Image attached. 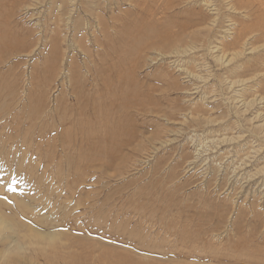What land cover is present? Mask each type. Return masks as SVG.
<instances>
[{"label": "rangeland", "instance_id": "rangeland-1", "mask_svg": "<svg viewBox=\"0 0 264 264\" xmlns=\"http://www.w3.org/2000/svg\"><path fill=\"white\" fill-rule=\"evenodd\" d=\"M72 1L0 0V216L77 236L75 264H264V32L232 48L200 0Z\"/></svg>", "mask_w": 264, "mask_h": 264}, {"label": "bare ground", "instance_id": "bare-ground-1", "mask_svg": "<svg viewBox=\"0 0 264 264\" xmlns=\"http://www.w3.org/2000/svg\"><path fill=\"white\" fill-rule=\"evenodd\" d=\"M72 1V0H71ZM143 1V0H142ZM187 1V0H186ZM194 1V0H193ZM202 1V3L205 5V6H207L208 7V9L210 10V11H212V13H213V15L215 16L214 18H213V20H212V23L214 24V23H217V20H219L220 21V18L222 17L221 15H229V17H227V18H225L226 19V21L227 22H225V20L223 21V20H221L220 21V23H222L223 22V24H221V26L224 28L223 30H224V32H227V34L232 30V29H234V27L235 26H239L238 27V30L236 31V35L234 36V39L232 40V41H228L229 42V44L228 45H230L232 48H235V47H237V46H240V45H243V47L244 46H246V45H251L252 44V42H254V41H256L257 39H259L260 38V35H258V32H260V33H263L264 32V0H200V2ZM73 2V1H72ZM188 3H189V1H187ZM131 3V2H130ZM170 3V2H169ZM168 3V4H169ZM184 3V2H183ZM138 4V3H137ZM140 4V3H139ZM166 4H167V2H166ZM186 4V3H185ZM135 6V5H134ZM165 6V5H164ZM171 6V5H170ZM169 7V6H168ZM12 8V7H11ZM169 8H172V6L171 7H169ZM101 9V8H100ZM118 9H120V7L118 8ZM92 10V9H91ZM222 10H224V11H222ZM94 11V10H93ZM122 11V10H121ZM226 11V12H225ZM67 13V12H66ZM72 13V12H71ZM119 13V12H118ZM96 15V14H95ZM101 15V14H100ZM236 15H243V16H245L246 18L245 19H251V20H254V22L250 25V23H247V22H244V21H242V20H240V21H236L235 20V16ZM59 16V15H58ZM217 16H218V18H217ZM230 16H232V17H230ZM111 18V17H110ZM122 18V17H121ZM238 19V18H237ZM18 20V19H17ZM211 20V19H210ZM91 21V20H90ZM88 22V21H87ZM237 22V23H236ZM21 23V22H20ZM127 23V22H126ZM24 24V23H23ZM168 24V23H167ZM191 24V23H190ZM208 24V23H207ZM218 24V23H217ZM21 25V24H20ZM92 25V24H91ZM134 26V25H133ZM133 26H125L126 27V29H125V32H124V34H125V36H123L122 35V42H127V43H130L131 44V42L134 40V38H135V36H137V35H135L134 33H135V28H133ZM218 26V25H217ZM250 26V28L248 29V30H253L254 32L253 33H251L250 35L249 34H247V33H245L246 32V30H247V28ZM103 27V26H102ZM124 27V26H123ZM17 29V28H16ZM93 29H94V27H93ZM92 29V30H93ZM166 29V28H165ZM98 30V29H97ZM101 30V29H100ZM20 31V30H19ZM18 31V32H19ZM95 31V30H94ZM134 32V33H133ZM158 34V33H157ZM166 34V33H165ZM227 34H224L223 33V36L224 35H227ZM234 34V33H233ZM11 35V34H10ZM135 35V36H134ZM219 35V34H218ZM230 35V34H229ZM101 36V35H100ZM108 36V35H107ZM145 36H148V37H151V35L150 34H146ZM232 36V35H231ZM245 36V38H243ZM159 37V36H158ZM165 37V36H164ZM179 37H181L183 40H188L187 38H183L182 36H179ZM209 37V36H208ZM219 37V36H218ZM225 37H227V36H225ZM119 38V37H118ZM160 38V37H159ZM220 38V37H219ZM223 38V37H222ZM100 39V38H99ZM230 39V38H229ZM105 40V39H104ZM113 40V39H112ZM111 40V41H112ZM121 40V39H120ZM221 40V39H220ZM228 40V39H227ZM102 41V40H101ZM157 41H159V40H157ZM161 41V40H160ZM163 41V40H162ZM181 41V39H178L177 38V42H176V44H175V46H181V47H183V48H188V50H189V48L190 49H193V51H194V49H195V52H199L200 51V53H202L203 51H209V50H211L212 48H214L215 46H216V44L218 43L217 42V40H213L211 37H209V38H207V39H201V40H197V39H195L194 41L193 40H191V41H189V42H186V44H182V42H180ZM224 41V40H223ZM108 42V41H107ZM138 42V41H137ZM119 44H120V42H118ZM126 43V44H127ZM143 43V42H142ZM160 43V42H159ZM165 43V42H164ZM225 43V42H224ZM259 43V42H258ZM100 44V43H99ZM124 44V43H123ZM122 44V45H123ZM162 44V43H161ZM213 44H215V45H213ZM104 45V44H103ZM113 45V44H112ZM122 45H120V46H122ZM139 45V44H138ZM142 45V44H141ZM154 45H156V43H154ZM154 45H152L153 47H156V46H154ZM160 44H158L157 45V47L159 46ZM174 45V44H173ZM221 45V49H222V45H223V43H221V42H219V46ZM109 47H110V45H108ZM118 46V45H117ZM127 46H128V44H127ZM151 45H149L148 47L149 48H151L150 47ZM162 46V45H161ZM174 46V47H175ZM186 46V47H185ZM124 47H126V46H124ZM131 47V46H130ZM129 47V48H130ZM164 47V46H163ZM166 47V46H165ZM230 47V48H231ZM114 48V47H113ZM118 48V47H117ZM123 48V47H122ZM129 48H124V51H123V55L124 54H126V56L128 55V57H129V53H130V50H129ZM132 48H135V47H133L132 46ZM160 47H158V49H159ZM162 48V47H161ZM167 48V47H166ZM170 48V47H169ZM169 48H167V49H169ZM172 48V47H171ZM217 48V47H216ZM224 48V47H223ZM120 49H121V47H120ZM152 49H154V48H152ZM162 49H164V48H162ZM178 49V48H177ZM225 49V48H224ZM229 49V48H228ZM147 50V49H146ZM157 50V49H156ZM166 50V49H165ZM172 50V49H171ZM174 50V49H173ZM183 50V49H182ZM234 50V49H233ZM236 50H238V49H236ZM247 50V49H246ZM121 51V50H120ZM168 51V50H167ZM175 51V50H174ZM185 51V50H184ZM230 51V50H229ZM119 52V51H118ZM169 52V51H168ZM178 52V51H177ZM225 52V51H224ZM223 52V53H224ZM263 52V51H262ZM142 53V52H141ZM161 53V52H160ZM163 53H164V51H163ZM166 53V52H165ZM164 53V54H165ZM170 53H171V51H170ZM175 54H176V52H174ZM173 52H172V54H174ZM181 52H179V54H180ZM182 53H183V51H182ZM185 53V52H184ZM216 53V52H215ZM226 53V52H225ZM139 54V53H138ZM167 54V53H166ZM192 54V53H191ZM199 54V53H198ZM123 55H122V57H123ZM187 55V54H186ZM197 55V54H196ZM195 55V56H196ZM218 55H220V54H218ZM226 55V54H225ZM225 55H222V56H225ZM153 56V55H152ZM170 56V55H169ZM173 56V55H172ZM181 56H183V55H181ZM227 56V55H226ZM131 57V56H130ZM177 57V56H176ZM185 57V56H184ZM183 57V58H184ZM191 57V56H190ZM200 57V56H199ZM258 57V56H257ZM119 58V57H118ZM121 58V57H120ZM154 58V57H153ZM220 56L218 57V59L220 60ZM125 56H124V58H122V59H120V61H121V63H125L126 61H125ZM128 59V58H127ZM126 59V60H127ZM152 59V58H151ZM185 60H186V58H184ZM237 59V58H236ZM135 60V59H134ZM239 60V59H238ZM182 61H183V59H182ZM224 62H225V60H223ZM229 61V60H228ZM248 61V60H247ZM188 62V61H187ZM209 62V61H208ZM244 63V62H243ZM128 64V63H127ZM203 64V63H202ZM226 64V63H225ZM252 64V63H251ZM264 64V63H263ZM186 65V64H185ZM192 65V64H191ZM194 65V64H193ZM192 65V66H193ZM210 65V64H209ZM223 65H224V63H223ZM190 66V65H189ZM197 66V65H196ZM218 67H219V65H217ZM231 66V65H230ZM182 67V66H181ZM186 67V66H185ZM184 67V68H185ZM191 67V66H190ZM225 67V66H224ZM186 68H188V67H186ZM192 68V67H191ZM203 68V67H202ZM238 68V67H237ZM262 69V68H261ZM140 70V69H139ZM195 70V69H194ZM185 71V70H184ZM187 71H192V70H187ZM229 71V70H228ZM193 72V71H192ZM134 73H135V71H134ZM188 73V72H187ZM194 73V72H193ZM260 73V72H259ZM262 73V72H261ZM194 74H196V73H194ZM263 74V73H262ZM193 75V74H192ZM197 75H198V73H197ZM248 76V75H247ZM198 78H199V76H197ZM196 77V78H197ZM219 77V76H218ZM257 77V76H256ZM122 78V77H121ZM201 78V77H200ZM199 78V79H200ZM203 78H205V77H203ZM248 79V78H247ZM160 80V79H159ZM202 80V79H201ZM231 84V83H230ZM236 84V83H235ZM244 84H246V83H243V81H240V84H238V85H240L241 86V89H239V90H241V91H234V92H237V93H241V92H243L244 91V88H245V86L246 85H248V84H246L245 86H244ZM251 85V84H250ZM232 86V85H231ZM236 86V85H235ZM230 88V87H229ZM251 88V87H250ZM234 90V89H233ZM243 90V91H242ZM254 91H256V90H254ZM245 92V91H244ZM236 93V94H237ZM239 95V94H238ZM237 95V96H238ZM129 96V95H128ZM239 98V97H238ZM240 98H241V96H240ZM123 99H124V102L126 101V99H125V97H123ZM122 99V100H123ZM129 99V98H128ZM139 99V98H138ZM242 99V98H241ZM262 100V99H261ZM226 101V100H225ZM241 101V100H240ZM251 101H253V100H249V102H245L244 100H242L241 102V105H243V106H245V108L248 106V105H251L253 102H251ZM120 103V102H119ZM121 104H123V102L121 103ZM239 104V103H238ZM134 105V104H133ZM240 105V106H241ZM138 110V109H137ZM82 114V113H81ZM135 116V115H134ZM108 117L109 116H107L106 114L103 116V118H107V120H108ZM119 117V116H118ZM109 119H110V117H109ZM111 119H112V117H111ZM121 118H119V120H120ZM89 120V119H88ZM115 121H116V119H115ZM117 121H118V119H117ZM120 122V121H119ZM118 123V122H117ZM132 123V122H131ZM126 125V124H125ZM138 125V124H137ZM105 126H107V124L105 125ZM118 126V125H117ZM120 127V126H119ZM117 129H119V128H111V127H105V129H102V130H104L103 132V134H101V137H96L95 136V138H97V139H102V138H106L108 135L109 136H113L114 135V133H115V131L117 130ZM132 129V128H131ZM123 132V131H122ZM138 132V131H137ZM125 134V133H124ZM93 135V134H92ZM96 135V134H95ZM136 135V134H135ZM90 136V135H89ZM108 136V137H109ZM86 137V136H85ZM115 137V136H114ZM133 137V136H132ZM110 139H112V138H110ZM109 139V140H110ZM114 140V139H113ZM128 140V139H127ZM131 140V139H130ZM139 141V140H138ZM131 142V141H130ZM115 146H117V145H115ZM94 149H95V147H94V145L92 146ZM98 151V150H97ZM105 151V150H104ZM103 151V152H104ZM121 154V153H120ZM119 154V155H120ZM106 155V154H105ZM112 155V154H111ZM123 155V154H122ZM107 157H109V156H107ZM121 158V157H120ZM119 158V159H120ZM116 160V159H115ZM109 161V160H108ZM109 162H111V161H109ZM16 195V194H15ZM27 205H28V203H27ZM34 208H36V207H34ZM27 210V208H25V210H22V211H26ZM28 211V214L29 215H31V213H32V210H27ZM6 214H8V213H6ZM9 215V214H8ZM47 215V214H46ZM36 216V215H35ZM43 216H45V215H43ZM17 217V216H16ZM37 217V216H36ZM27 218V217H26ZM45 218V217H44ZM43 218L42 217H38V218H35V221H37L38 223H40L41 222V220H42ZM49 219V218H48ZM47 222V221H46ZM51 222V221H50ZM52 222H54L53 220H52ZM58 222V221H57ZM55 223V222H54ZM41 225H43L42 223H40ZM67 226V225H66ZM52 228H56V226H54L52 223H50V224H44L43 225V227H36V226H33V225H31V224H27L26 222H15V221H10V219L9 220H7V219H5V218H3L2 216H0V236L3 238V240L5 241V240H7V244L9 245V247H8V249H6V250H19V249H24V248H26V250H29L30 249V251H33V254L34 255H37V254H35V253H40V254H43V252L42 251H45V253H47L48 251H47V248H49L50 247V249L49 250H51L52 249V251H59V252H62V255H58V254H55V253H53V254H55L56 255V257L57 256H59V258L61 259V261H62V259H63V255H65L64 253H69L70 254V256H71V254H73V253H70V252H72V251H74V250H71V249H76V247H77V241L79 240H77L76 238H77V236H74V235H72V234H67V233H64L63 231L62 232H60V231H57V230H52ZM198 231V230H197ZM17 237H20V241L21 242H19L18 241V239H17ZM84 238V237H83ZM63 239V240H62ZM59 240H61V241H59ZM83 240V239H82ZM81 240V241H82ZM80 241V240H79ZM87 241V240H86ZM78 243H80V242H78ZM82 243H87V242H82ZM1 244V243H0ZM242 244V243H241ZM244 244V243H243ZM254 244V243H253ZM83 245V244H82ZM234 245V244H233ZM232 245V246H233ZM76 246V247H75ZM230 246V245H229ZM231 246V247H232ZM239 246V245H238ZM53 248L55 249V250H53ZM229 248V247H228ZM243 248V247H242ZM235 249V248H234ZM253 249V248H252ZM255 249V248H254ZM69 250H71V251H69ZM85 250H87V249H85ZM90 250V249H89ZM238 250H239V248H238ZM76 251H78L77 249L74 251V252H76ZM84 251V249L82 250V252ZM88 251V250H87ZM92 251V250H91ZM212 251V250H211ZM243 251V250H242ZM244 251H245V249H244ZM5 252V251H4ZM35 252V253H34ZM42 252V253H41ZM81 252V251H80ZM79 252V253H80ZM91 253V252H90ZM246 253H247V251H246ZM61 254V253H60ZM86 254L87 253H85V256L84 257H86ZM247 254H249V253H247ZM76 254H73V256H75ZM81 255V253L79 254V256ZM83 255V254H82ZM90 255V254H89ZM211 255V254H210ZM225 255H227V254H225ZM250 256H252L251 254H249ZM78 256V255H77ZM76 257V258H79V260H81L80 259V257ZM250 256L248 257V258H250ZM37 257V256H36ZM41 256L39 255V258H40ZM48 257V256H47ZM52 257V256H51ZM55 257V258H56ZM110 257V256H109ZM116 257H118V256H116ZM127 257V256H126ZM50 258V257H49ZM49 258H48V260H49ZM53 258V257H52ZM58 258V257H57ZM71 258H74V257H72L71 256ZM83 258V257H82ZM42 259H43V257H42ZM54 259V258H53ZM52 259V260H53ZM65 259V258H64ZM75 259V258H74ZM87 259H88V257H87ZM112 259V258H111ZM119 259V258H118ZM128 259V258H127ZM126 259V260H127ZM247 259V258H246ZM251 259V258H250ZM66 260V259H65ZM65 260H63L62 262H64V263H66V261ZM70 260V259H69ZM69 260H67V261H69ZM76 260V259H75ZM79 260H76V261H72V262H74L73 264H75L76 262H78ZM99 260H101V259H99ZM114 260V259H113ZM120 260V262H121V259H119ZM124 260V259H123ZM252 260H253V258H252ZM83 260H81L80 262H82ZM84 261H86V259L84 260ZM107 261V260H106ZM114 261H117L116 259L114 260ZM128 261V260H127ZM133 261V260H132ZM40 262V261H39ZM42 262V261H41ZM51 262H54V261H51ZM71 262V263H72ZM108 262V261H107ZM113 262V261H112ZM131 262V261H130ZM249 262H251V261H249ZM57 263V262H56ZM55 263V264H56ZM71 263H69V264H71ZM104 263V262H103ZM128 263H129V261H128ZM134 263V262H133ZM245 263V262H244ZM42 264H43V262H42ZM80 264H82V263H80ZM84 264H86V263H84ZM97 264V263H96ZM108 264H109V262H108ZM111 264V263H110ZM121 264V263H120Z\"/></svg>", "mask_w": 264, "mask_h": 264}]
</instances>
